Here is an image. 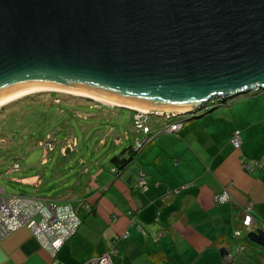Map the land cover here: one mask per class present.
Masks as SVG:
<instances>
[{
	"label": "water",
	"instance_id": "95a60500",
	"mask_svg": "<svg viewBox=\"0 0 264 264\" xmlns=\"http://www.w3.org/2000/svg\"><path fill=\"white\" fill-rule=\"evenodd\" d=\"M34 88L158 115L264 91V0H0V104Z\"/></svg>",
	"mask_w": 264,
	"mask_h": 264
},
{
	"label": "crops",
	"instance_id": "0c3cea01",
	"mask_svg": "<svg viewBox=\"0 0 264 264\" xmlns=\"http://www.w3.org/2000/svg\"><path fill=\"white\" fill-rule=\"evenodd\" d=\"M235 129L240 130L238 149L229 143ZM155 144L163 150V162L146 146L135 169L93 176L84 193L53 198L82 213L78 230L55 257L22 227L0 240V264H83L104 254L112 264H264L258 247L231 262L219 255L228 249L230 230L245 207L252 206L255 224H264V169L253 164L264 159V93L240 95L217 117L191 121L149 146ZM140 170L145 193L132 188ZM224 190L230 200L213 204V194Z\"/></svg>",
	"mask_w": 264,
	"mask_h": 264
},
{
	"label": "rangeland",
	"instance_id": "374dc122",
	"mask_svg": "<svg viewBox=\"0 0 264 264\" xmlns=\"http://www.w3.org/2000/svg\"><path fill=\"white\" fill-rule=\"evenodd\" d=\"M98 101L39 90L0 105V187L4 196L57 199L69 191L80 195L89 178L113 177L110 159L143 138L145 126L150 131L165 121L164 115H153L143 127H137L138 110ZM220 111L208 115L215 118ZM149 145L148 151L154 147L155 158L161 157L159 162H163L160 146ZM14 164L17 169H12ZM135 168L132 164L123 173ZM27 177L33 179L31 184L23 181Z\"/></svg>",
	"mask_w": 264,
	"mask_h": 264
},
{
	"label": "built area",
	"instance_id": "2783aa9c",
	"mask_svg": "<svg viewBox=\"0 0 264 264\" xmlns=\"http://www.w3.org/2000/svg\"><path fill=\"white\" fill-rule=\"evenodd\" d=\"M137 112L141 114V118L135 123L137 127H143L145 120L154 117L153 115L163 116L160 114H150V112ZM164 116L165 121L157 128L158 132H172L178 130L180 127L178 120H171L177 118L179 115L170 113ZM155 130L156 128L149 131V128L145 126L146 134L137 141L135 148L142 147L146 143H149V133L152 135L157 132ZM231 143L234 149L240 147L241 139L239 131L236 130L234 132ZM17 168V164H14L12 167V169ZM112 171H114V168H112ZM135 186L140 191H146L147 184L142 174H140ZM226 193L217 197L215 196L213 201L217 202L223 199V202H226L228 200V195L225 196ZM80 223L81 221L77 208H74L69 203L57 204L52 199H40L23 195L4 196L3 189L0 187V240L8 236L11 232L26 227L40 245L43 246L52 257H55L61 246L75 234ZM244 223L246 226L252 224V220L248 215H245ZM85 264L112 263L108 254H104L100 257L88 259Z\"/></svg>",
	"mask_w": 264,
	"mask_h": 264
},
{
	"label": "trees",
	"instance_id": "16d2710c",
	"mask_svg": "<svg viewBox=\"0 0 264 264\" xmlns=\"http://www.w3.org/2000/svg\"><path fill=\"white\" fill-rule=\"evenodd\" d=\"M252 93H264L263 90H259V91H255V92H250L249 94ZM248 95V94H247ZM239 96L233 98V99H229L226 101H219V100H212L207 102V104H205L203 107H201L198 110H194L193 112H191L188 115H185L184 118L182 119H177V118H173L171 121H177L180 123V127L178 128V130H180V128H182V126H184L185 124L189 123V122H193L195 120L201 119L202 117L207 116L208 114L212 113L215 109H221L222 107H227L233 104H236V99H238ZM129 110V109H128ZM131 111V110H130ZM200 115H202L200 118H198ZM184 116V115H183ZM178 130L176 131H172V132H165V131H161L158 132V129L156 128L155 133H153L152 135H150L149 133V138H150V142L146 143L144 146L139 147V148H135V145H129L126 149H124L122 152H120L118 155H114L111 159H110V163H111V167H110V172L116 177L119 176L120 174H122L125 170H127L132 164L135 163V161L138 158L139 153L144 150V148L146 146H148L150 143H152L156 138H158V136L162 135V134H166V135H175L177 134ZM239 131L240 134V130L239 129H235L233 130L231 137L229 138V143L230 145L233 147L232 143H231V138L233 137V134L235 131ZM152 133V132H151ZM241 139V138H240ZM241 145V143H240ZM234 148V147H233ZM243 166L248 169L249 165L246 161L243 160ZM253 164L255 167L259 168L262 167L264 169V159L263 158H259L253 161ZM112 168H114V171H112ZM140 174L143 175L144 179H145V173L143 171H139L136 175H135V179H134V183L132 188L136 191H140L135 185L137 183V180L140 176ZM146 180V179H145ZM147 184V181H146ZM143 192V191H140ZM145 193V192H144ZM223 193H226L225 190L224 191H220L217 192L215 194H213L212 196V201L213 198L216 196H220L223 195ZM228 195V200H230V196L228 193H226ZM53 200V199H52ZM56 202V200H54ZM226 201V202H227ZM57 204H71L70 202H56ZM224 202L221 201H217L214 202L213 204H223ZM74 208H77V212L78 215L80 217V221L82 222V213H81V208L80 207H75L73 204H71ZM252 206H248L245 207V209L242 210L241 212V216L239 219L235 220V224L233 225V227L230 230L229 233V237L227 240V245H228V249H226L228 251V254L223 257L225 258V260L228 261H233V259L239 255L241 252L244 253L246 251H249L251 247L253 248H260L259 246L253 244L252 242H250L247 238V234L249 232H253V231H257V230H264V224H260V226L258 224H255V219L252 216ZM92 211V210H91ZM245 215H248L251 220H252V224L250 226H246L244 221H245ZM81 225V223H80ZM79 225V226H80ZM26 228V227H24ZM79 228V227H78ZM29 230V229H28ZM78 230V229H77ZM30 231V230H29ZM162 233L159 232L158 235H161ZM248 248V250H246ZM263 249L264 248H260ZM100 257V256H99ZM161 258L163 259V256H161ZM87 260H85L83 262V264L86 263ZM155 262H158L157 260H155ZM171 264H174L173 261H171Z\"/></svg>",
	"mask_w": 264,
	"mask_h": 264
},
{
	"label": "bare ground",
	"instance_id": "6f19581e",
	"mask_svg": "<svg viewBox=\"0 0 264 264\" xmlns=\"http://www.w3.org/2000/svg\"><path fill=\"white\" fill-rule=\"evenodd\" d=\"M39 90H49V91L57 90V91L65 92V93H71V94H74V95L85 96V95H82V94L73 93V92H68V91H63V90H58V89H53V88H34V89H30V90H28V91L22 93L21 95H18V96L14 97V98H11V99H9V100H7V101L1 103V104H4V103H6V102H8V101H11V100H13V99H16V98H20V96H22V95H24V94H27V93H30V92L39 91ZM87 97H88V96H87ZM93 99H95V98H93ZM96 100H97V99H96ZM1 104H0V105H1ZM113 104H115V103H113ZM115 105H116V106L127 107V106L119 105V104H115ZM127 108H130V107H127ZM130 109H133V108H130ZM134 110H135V109H134ZM146 111H148V108H146Z\"/></svg>",
	"mask_w": 264,
	"mask_h": 264
},
{
	"label": "clouds",
	"instance_id": "9594fccd",
	"mask_svg": "<svg viewBox=\"0 0 264 264\" xmlns=\"http://www.w3.org/2000/svg\"><path fill=\"white\" fill-rule=\"evenodd\" d=\"M260 89H255L254 91H251V92H255V91H259ZM225 196H227V194H225ZM221 202H223V199L221 200ZM247 223V221H246Z\"/></svg>",
	"mask_w": 264,
	"mask_h": 264
}]
</instances>
